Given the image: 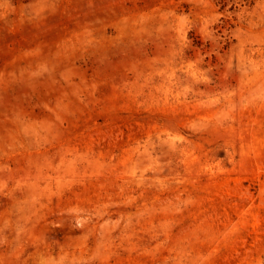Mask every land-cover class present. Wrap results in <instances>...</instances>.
Here are the masks:
<instances>
[{
	"label": "rangeland",
	"instance_id": "obj_1",
	"mask_svg": "<svg viewBox=\"0 0 264 264\" xmlns=\"http://www.w3.org/2000/svg\"><path fill=\"white\" fill-rule=\"evenodd\" d=\"M0 264H264V0H0Z\"/></svg>",
	"mask_w": 264,
	"mask_h": 264
}]
</instances>
